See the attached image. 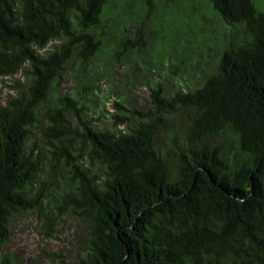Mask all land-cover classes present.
<instances>
[{
  "label": "trees",
  "instance_id": "trees-1",
  "mask_svg": "<svg viewBox=\"0 0 264 264\" xmlns=\"http://www.w3.org/2000/svg\"><path fill=\"white\" fill-rule=\"evenodd\" d=\"M157 1L0 0V76L27 80L0 106V264L42 210L88 227L75 264H264V0ZM117 70L146 88L130 117Z\"/></svg>",
  "mask_w": 264,
  "mask_h": 264
},
{
  "label": "rangeland",
  "instance_id": "rangeland-1",
  "mask_svg": "<svg viewBox=\"0 0 264 264\" xmlns=\"http://www.w3.org/2000/svg\"><path fill=\"white\" fill-rule=\"evenodd\" d=\"M159 1L160 0L157 1L155 6V10L159 16H163L164 10L167 7L174 6V2L171 0H162V2ZM201 7L202 6L200 4L196 8V11ZM190 21L193 22L192 20ZM201 22L203 23V39L207 38L206 35L208 31L213 34L214 32L218 33L221 30L219 20L215 19L207 12L205 3H203V20ZM193 25L194 27L197 26V22L193 23ZM148 28L152 31L149 33L148 37H151L153 42H155L157 35L153 32V27L148 26ZM172 33L170 35H172ZM190 38L187 36L185 40L190 41L192 39ZM210 41L206 43L207 47L206 45L204 46L205 40H203L202 45L197 42L195 44V42L191 40L193 45H196L203 50L202 55L203 62L205 61L204 65L208 59L215 56L213 50L209 48V44H212L213 47H215V45L212 40ZM142 63L146 62L143 61ZM151 66L155 67L154 60L151 62ZM109 69L110 68L107 66V72ZM107 72L105 74H107ZM123 74V70H117L116 73L112 71L111 78H113L117 90L124 87V91L130 95L129 102L132 103V105H125L126 112L124 114L130 117L132 107L136 105L137 108L144 109L148 98L146 88L141 82H136L137 84L135 83L134 86L131 87H128L130 85L128 82V85L122 83ZM26 84L27 80L22 73H18L13 77L0 76V106H4L8 99L13 98L16 95L18 87L23 88ZM97 85L99 86L101 94L108 93L105 77L100 78ZM71 86L72 83L66 84L63 86V89H72ZM119 100L120 94H111L108 102H106L104 106L105 112L102 117L103 122H109L111 114L115 112L113 104ZM118 128L123 130L124 126H119ZM53 179L59 182L58 178L55 177ZM43 213L44 210L32 211L30 213L17 215L12 219L9 239L4 249V255L10 264L76 263L78 254L83 250L85 243L84 239L89 230L88 227L75 218L62 216L57 219L53 228H48V224L44 219Z\"/></svg>",
  "mask_w": 264,
  "mask_h": 264
}]
</instances>
